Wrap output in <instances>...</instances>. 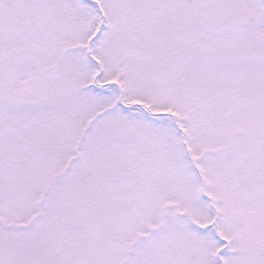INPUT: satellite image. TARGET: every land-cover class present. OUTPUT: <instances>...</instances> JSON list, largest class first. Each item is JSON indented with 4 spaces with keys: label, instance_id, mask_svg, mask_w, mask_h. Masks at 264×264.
<instances>
[{
    "label": "snow or ice",
    "instance_id": "snow-or-ice-1",
    "mask_svg": "<svg viewBox=\"0 0 264 264\" xmlns=\"http://www.w3.org/2000/svg\"><path fill=\"white\" fill-rule=\"evenodd\" d=\"M0 264H264V0H0Z\"/></svg>",
    "mask_w": 264,
    "mask_h": 264
}]
</instances>
